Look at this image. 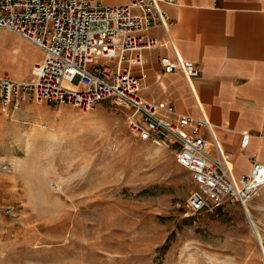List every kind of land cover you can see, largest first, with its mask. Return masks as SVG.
I'll list each match as a JSON object with an SVG mask.
<instances>
[{
	"label": "rangeland",
	"instance_id": "rangeland-1",
	"mask_svg": "<svg viewBox=\"0 0 264 264\" xmlns=\"http://www.w3.org/2000/svg\"><path fill=\"white\" fill-rule=\"evenodd\" d=\"M20 42L0 29V77L31 78L40 54L26 42L13 59ZM128 115L112 100L0 106V264H264V190L188 217L192 173L134 136Z\"/></svg>",
	"mask_w": 264,
	"mask_h": 264
},
{
	"label": "built area",
	"instance_id": "built-area-1",
	"mask_svg": "<svg viewBox=\"0 0 264 264\" xmlns=\"http://www.w3.org/2000/svg\"><path fill=\"white\" fill-rule=\"evenodd\" d=\"M177 2L0 0V29L45 52L33 67L31 81L0 78V106L14 116L32 102L88 112L112 100L129 111L127 123L134 136L171 151L178 164L192 173L197 189L186 203L188 217L215 214L228 204L246 207L264 188V164L251 158V171L236 174L205 115L193 118L177 112L172 104L145 98L148 74L133 73L136 66H143V52L161 45L151 30L161 27L168 32L174 27L176 22L164 6ZM160 64L164 73L179 71L190 84L202 73L197 63L177 53L162 57ZM205 130L213 135V143L206 139ZM249 140L245 136L243 145Z\"/></svg>",
	"mask_w": 264,
	"mask_h": 264
},
{
	"label": "crops",
	"instance_id": "crops-1",
	"mask_svg": "<svg viewBox=\"0 0 264 264\" xmlns=\"http://www.w3.org/2000/svg\"><path fill=\"white\" fill-rule=\"evenodd\" d=\"M101 1L110 5L129 2ZM164 9L175 20L174 27L168 32L161 27L151 30L150 35L161 45L143 52V66L133 70L137 76L142 70L148 74L143 96L172 104L177 112L193 118L205 115L233 161L236 174H248L251 158L264 164V0H178ZM22 39L40 54L28 62L26 70L32 67L31 78H0L21 82L34 78L33 67L44 59L45 52ZM24 43H19L16 53H9L13 59L24 53ZM176 53L202 69L191 84L179 71L162 70L161 58L175 57ZM248 135L250 140L244 146ZM205 136L213 143V135L207 130ZM3 195L0 193V204L5 200Z\"/></svg>",
	"mask_w": 264,
	"mask_h": 264
},
{
	"label": "bare ground",
	"instance_id": "bare-ground-1",
	"mask_svg": "<svg viewBox=\"0 0 264 264\" xmlns=\"http://www.w3.org/2000/svg\"><path fill=\"white\" fill-rule=\"evenodd\" d=\"M222 147V146H221ZM223 148V147H222ZM19 167H20V165H18ZM19 169V168H18ZM248 217H249V222H250V224H251V226L253 227V229H254V220H253V218H252V216H251V214L248 212Z\"/></svg>",
	"mask_w": 264,
	"mask_h": 264
}]
</instances>
